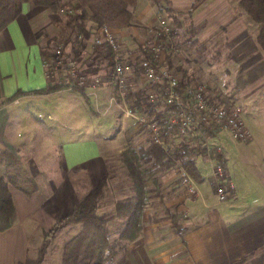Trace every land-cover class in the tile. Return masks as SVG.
Segmentation results:
<instances>
[{
	"label": "crops",
	"instance_id": "1",
	"mask_svg": "<svg viewBox=\"0 0 264 264\" xmlns=\"http://www.w3.org/2000/svg\"><path fill=\"white\" fill-rule=\"evenodd\" d=\"M195 1L169 0L177 10L191 7ZM66 9L69 10L63 6L53 11L26 2L21 14L0 32V150L10 151L24 162L25 155L28 156L25 152V117L32 121L40 130L43 153L30 159L35 161L36 169L39 167L43 171L31 177L45 175L42 179L50 186L43 191L44 183L36 178L38 190L32 194L10 187L18 219L11 228L0 231V264L25 262L30 257L31 234L36 230L35 226L47 229L69 214L79 201L75 197L77 192L91 184L90 181L96 179L97 184L107 172V160L116 152L120 141L127 138L130 130L133 133L139 130L134 124L135 119L126 115L125 102L111 96L110 87L86 91L94 131L89 139H67L60 129L72 125L63 123L57 110H51L45 116L40 111L38 115L42 118L32 114L34 108L41 110L47 106L50 109L47 99L57 102L65 97L60 93L67 90L21 95L14 102L8 100L20 90L51 86L43 67L42 45L62 35ZM131 10L132 24L112 30L122 45L134 49L138 41L143 43L150 36L149 28L157 26L162 16L152 0H138ZM85 25L90 35L83 39L81 49L90 56L92 52L96 54L93 44L97 27L90 20H86ZM76 34L72 33L73 40ZM70 50L71 45L67 48L68 52ZM121 104L124 107H120ZM245 120L250 132L248 141L220 133L212 135V144L208 147L225 156L226 171L236 187L233 197L225 202L218 200L214 178L217 161L207 154L196 155L197 167L204 178L201 183L195 181L197 195L190 197L186 191V197L180 195L166 204L170 207L180 202L178 211L187 214L184 220L177 222L181 233L169 213L149 220V214L145 212L143 234L127 246L116 264H264V140L258 139L264 137V131L259 130L258 136V132L250 127L256 120L249 116ZM38 142L40 144V140ZM59 169L65 176L60 183L55 178ZM179 177L177 169L172 167L158 174L155 182L163 187L174 183L178 186ZM245 257V261L238 263Z\"/></svg>",
	"mask_w": 264,
	"mask_h": 264
},
{
	"label": "rangeland",
	"instance_id": "2",
	"mask_svg": "<svg viewBox=\"0 0 264 264\" xmlns=\"http://www.w3.org/2000/svg\"><path fill=\"white\" fill-rule=\"evenodd\" d=\"M238 2L239 0H196L191 7L184 10L173 8L170 2L160 7L159 16L167 19L172 26V31L166 43L167 57L172 68L176 70L181 77V81L186 83L187 86L198 87L204 85L207 94L212 96L213 100L227 102L230 105L236 103L242 106L245 123L246 117H252L256 120V122L253 121V125H250L252 130L254 132L264 131V51L256 42L257 24L239 7ZM63 6L66 7L64 3ZM69 13V10L66 9L67 18L65 17L62 23V35L59 38L45 41L43 45L41 44L43 50L52 54L58 46L63 45L66 48V52H68L67 48L71 45L72 50L68 52L69 55L73 54L76 57L82 55L83 64L89 65L91 61L92 68L104 69L107 67L108 69L109 60L103 57L104 51L101 48L95 47L94 44V46L92 45L96 48L94 50L96 54L92 52L94 54L93 58L91 57L92 53L90 56H86V52L83 53L82 49H77L75 41L70 38L71 34L67 23L70 17ZM141 48L142 43L139 41L134 49L127 45H122V53L125 59L128 60L133 54L140 52ZM61 89L69 90L68 93L67 91L60 93V95L65 96L64 98L57 100V102L47 99L51 104L50 109L47 106H44L41 110L34 108L32 114L42 118V116L38 115L40 111L45 116L51 110H57V114H60L63 118V123L72 125L69 128L62 127L60 129L67 139H89L91 134L94 135V131L91 126L92 120L88 103L80 92L68 88ZM110 89L111 96L123 103V96L120 90L114 87H110ZM131 91L144 92L145 100L149 101L146 95V85L139 76L136 79L131 78L129 81L124 96L125 98L127 96L128 99L126 98V101L128 104L133 102V96L129 97L128 95ZM70 94L71 96H69ZM121 106L124 107L123 104ZM46 122L49 123L50 121L46 120ZM134 122L136 128L139 127L137 133H133L130 130L127 138H123L118 144L116 152L111 159L107 160L108 185L99 212L101 214H109L108 221L112 231L111 238L114 241L118 239L119 232L123 228L121 220L115 215L116 202L119 199L134 195L131 191L132 185L127 175V169L121 161L120 154L122 151L119 152L118 150L124 147L139 149L147 146L152 141L151 133L146 128L140 127L136 121ZM25 123L27 125L24 137L25 152L28 156L25 155L24 162L18 160V164L16 167L13 166L12 169H18L23 176L31 177L36 172L43 171L39 167V170L36 169L35 161L30 159V157L38 158L42 155L43 151L41 149L43 145L42 140L39 139L40 130L38 126H35L26 117ZM35 135L38 137H35ZM213 137L206 131L193 133L190 136L196 146L200 145L202 147L211 146ZM258 139L264 140V137L261 136ZM38 140H40V144ZM6 172V156L0 150V174H5ZM57 173L59 175L56 174L55 178L60 183L65 179L64 171L62 172L59 169ZM44 176L40 174L34 176L35 179L37 178V180L44 183L42 186L43 191L48 190L50 187L45 180L43 181L42 178ZM95 176L97 177V173ZM90 183L77 192L75 197L80 199L82 193H85L88 189L91 190L97 185L96 179L93 182L90 181ZM177 184L178 186L174 183L163 187L158 185L153 178L148 179L144 213L147 212L149 214V220L156 219L158 215L165 212L169 213L173 220L175 219L177 222L185 219L184 215L178 211L180 202L172 204L170 207L166 206L169 201H173L174 198L180 195L186 197L187 193L182 180L179 179ZM35 229L31 234L30 257L36 256L43 240L44 231L50 230L51 227L48 226L45 229L35 226ZM80 229L79 225H69L58 232L46 252L44 260L46 264H62L65 243L75 236Z\"/></svg>",
	"mask_w": 264,
	"mask_h": 264
},
{
	"label": "trees",
	"instance_id": "3",
	"mask_svg": "<svg viewBox=\"0 0 264 264\" xmlns=\"http://www.w3.org/2000/svg\"><path fill=\"white\" fill-rule=\"evenodd\" d=\"M138 0H0V32L13 22L22 12L26 2L35 5L46 6L53 11L66 5L71 10L68 25L70 34L77 32L74 39L77 49L83 48V39L88 38L90 33L86 28L85 21L90 20L96 27L107 25L111 28H125L132 24L133 13L131 8ZM157 6L166 5L169 0H152ZM66 2V3H65ZM246 14L257 24L256 42L264 51V0H239ZM71 38V36H70ZM104 47H107L106 45ZM44 56L46 52L43 51ZM103 57L112 61V50L105 49ZM98 68L94 69L97 70ZM187 84L181 81L179 90L184 92ZM62 90L59 86H48L42 89L30 91H18L8 100L14 102L21 95H45ZM84 100L89 104L88 95L83 89H76ZM144 92L131 91V107L138 111L151 109V104L144 98ZM182 104L189 108L188 97L182 95ZM146 107V108H145ZM170 108L176 109L173 105ZM204 131L211 135L216 133L210 127ZM198 150H197V148ZM7 163V172L0 174V231H5L16 224L18 219L17 207L14 202L10 187L13 186L32 194L38 190L36 181L30 176H23L18 169H12L18 164L16 156L8 150H4ZM207 154L211 159L226 166L225 156L215 148L196 146L190 138L179 144H172L169 150L150 142L147 146L139 149L127 147L121 152V161L127 169V175L131 181L133 196L119 199L116 202L115 215L123 224L116 241L111 238V227L108 221L109 214L99 212L101 202L104 199L109 173H104L95 187L83 195L71 212L62 217L50 230L44 231L43 240L38 248L36 256L29 257L25 262L17 264H42L46 252L53 238L64 227L79 225L80 231L68 240L64 245L62 264H116L120 253L126 251L127 246L137 240L144 230V210L147 198L146 183L148 179L156 180L158 174L175 166L179 161L198 183L204 178L197 167L195 156ZM181 233L177 220H173ZM252 253L251 255H253ZM246 257L240 260L241 263Z\"/></svg>",
	"mask_w": 264,
	"mask_h": 264
},
{
	"label": "built area",
	"instance_id": "4",
	"mask_svg": "<svg viewBox=\"0 0 264 264\" xmlns=\"http://www.w3.org/2000/svg\"><path fill=\"white\" fill-rule=\"evenodd\" d=\"M172 26L162 17L157 26L149 28L150 36L142 43L137 56L125 59L122 53V44L111 27L102 25L94 32V45L102 51L112 50V61L108 69L94 70L83 64L82 57L69 55L63 45L45 56L43 67L51 86L56 85L70 90L100 89L114 87L120 90L126 104L125 113L131 116L140 125L146 128L152 136L153 143L169 150L172 144H179L190 139L193 133L204 131L210 127L216 134L229 133L240 141H248L250 132L244 121L243 107L238 104L230 105L227 102L213 100L207 94L204 85L186 86L180 92L181 77L172 68L167 57L166 43ZM107 47H104V46ZM102 58V55H101ZM139 76L145 83L148 102L151 109L139 112L127 103L125 93L131 78ZM188 97L189 108L182 104L181 97ZM177 106L176 109L170 106ZM175 168L179 178L190 197L197 195L195 180L189 175L185 167L176 161ZM215 190L220 202L231 199L236 192L235 184L226 171V167L215 162L214 170ZM184 217L187 214L184 213Z\"/></svg>",
	"mask_w": 264,
	"mask_h": 264
}]
</instances>
